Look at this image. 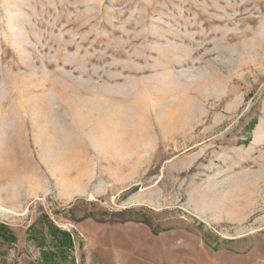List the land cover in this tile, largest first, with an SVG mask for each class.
Here are the masks:
<instances>
[{
	"label": "rangeland",
	"instance_id": "374dc122",
	"mask_svg": "<svg viewBox=\"0 0 264 264\" xmlns=\"http://www.w3.org/2000/svg\"><path fill=\"white\" fill-rule=\"evenodd\" d=\"M0 264H264V0H0Z\"/></svg>",
	"mask_w": 264,
	"mask_h": 264
}]
</instances>
